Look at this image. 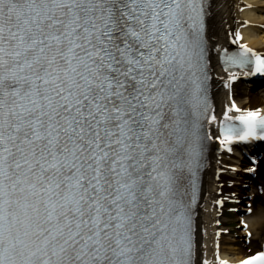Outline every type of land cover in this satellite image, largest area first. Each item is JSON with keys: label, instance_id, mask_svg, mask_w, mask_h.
<instances>
[{"label": "snow or ice", "instance_id": "snow-or-ice-1", "mask_svg": "<svg viewBox=\"0 0 264 264\" xmlns=\"http://www.w3.org/2000/svg\"><path fill=\"white\" fill-rule=\"evenodd\" d=\"M210 7L0 0V264H210L196 211L209 142L229 158L264 142L260 111L233 99L217 118ZM241 40L217 49L230 98L241 74L264 76V54ZM226 170L240 171L217 168L218 182ZM221 235L215 264H228ZM240 264H264V251Z\"/></svg>", "mask_w": 264, "mask_h": 264}, {"label": "bare ground", "instance_id": "bare-ground-1", "mask_svg": "<svg viewBox=\"0 0 264 264\" xmlns=\"http://www.w3.org/2000/svg\"><path fill=\"white\" fill-rule=\"evenodd\" d=\"M215 1L217 4V7H221V9L219 12L215 14L214 18L212 19L213 34L217 38L226 36L227 35L226 30L228 31V29H226L227 26L230 27L233 24L231 19H229L230 16L228 15L231 12H235L236 18H240V17L246 18L257 25V26L255 25L247 26L246 28H243V29L240 28V30L241 31L243 30L242 35L244 36L245 41H247L250 46H252L253 48L260 49L261 51H264V32H263V28L258 26V25H264V0H242L243 3H249L254 6L252 9H248L243 12L238 11L241 6L245 5V4H239L238 3L239 0H215ZM222 12H223V15H222ZM220 16H222V19ZM225 18H227L231 22L225 23L224 22ZM222 97L223 96H220L218 98L221 100ZM247 98L248 97H244V98L238 97L240 106H244V103L246 102L245 100H247ZM221 102L222 101H219V105L221 104ZM261 102L264 104V99H262ZM221 160H222L221 162L222 167H224L227 164V165H234L237 168H239L238 165L240 163L238 162V159H235L233 157L232 158L225 157V158H222ZM239 169L242 170L241 168ZM213 175L214 173L213 174L208 173L206 175L205 183H206V186H208L209 188L208 190H205V192L208 193V195L205 196L206 198L213 197L212 194H215L216 190L219 189V185L214 180L215 175L214 176ZM225 176L227 177V175ZM224 177L222 176V180H221L222 183L232 180V179H226ZM238 179L240 178L237 177V180ZM228 188L229 187L227 186V184L224 183L223 189L226 190ZM204 207H205L204 209L203 207H201L200 212L205 211L206 209L207 210L209 209L207 204H205ZM242 209L244 210L245 208H242ZM213 211L214 209L212 210L210 214H205L204 223L202 222L199 223V243L200 244L205 243L206 245V241H209L211 236L214 237V232H216L215 228L210 229V227H206V228L203 227L204 226L203 224L205 223L206 225H208L210 222H213V221L215 222V219H214L215 214ZM221 219L225 222L224 216L221 217ZM247 220L250 226L249 230L252 231L254 235L252 239H256L260 237L261 233L264 231V207L262 208L259 207L257 210L253 212L252 215L247 216ZM214 222L212 223V225L214 224ZM220 238H222L223 246L220 247L219 252H221V256L223 258H228L233 261H237L243 258L241 257V255L243 254L241 251L242 248L240 249L239 247L235 246L234 239L230 238L229 236H223ZM205 251L208 252V249L205 248Z\"/></svg>", "mask_w": 264, "mask_h": 264}]
</instances>
